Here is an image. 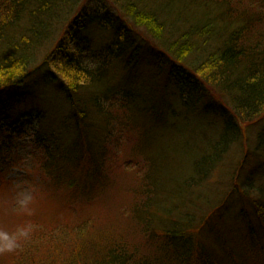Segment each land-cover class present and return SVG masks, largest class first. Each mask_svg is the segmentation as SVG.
I'll return each mask as SVG.
<instances>
[{"label": "trees", "instance_id": "16d2710c", "mask_svg": "<svg viewBox=\"0 0 264 264\" xmlns=\"http://www.w3.org/2000/svg\"><path fill=\"white\" fill-rule=\"evenodd\" d=\"M89 27L115 33L118 51H111L116 59L147 58L161 64L165 87L173 84L179 91L183 112L191 114L200 106L206 115L216 114L226 136L194 158L198 161L190 183L186 178L175 182L173 202L161 204L157 212L151 214L148 208L141 218L135 206L128 226L118 221L102 225L99 213L74 222L54 220L55 230L47 225L42 230L53 246L39 249L31 243L25 256L19 244L17 252H3L7 257L0 258V264H217L212 252L193 242L192 233L209 222L211 210V202L194 192L236 139V114L247 122L264 117V0H0V170L17 163L18 142L27 136L25 124L41 123L47 114L41 84L56 87L64 78L68 86L59 88L68 92L71 110H77L76 138L67 145L66 139L60 142L55 133L46 134L45 126L36 124L33 143L52 164L46 175L54 188L67 189L74 202L93 203L91 188L104 180L106 150L101 151L105 145L94 138L97 104L82 86L91 76L77 56L80 37ZM41 58L45 70L41 80L33 81ZM175 107L166 117V122H174L154 123L149 127L154 134L178 128L181 114ZM148 175L141 185L149 181L154 187L152 172ZM146 194L151 195L149 190ZM253 203L264 226L263 193ZM242 213L250 225L244 209ZM195 220L201 226H194ZM146 254L147 262L141 258Z\"/></svg>", "mask_w": 264, "mask_h": 264}, {"label": "rangeland", "instance_id": "374dc122", "mask_svg": "<svg viewBox=\"0 0 264 264\" xmlns=\"http://www.w3.org/2000/svg\"><path fill=\"white\" fill-rule=\"evenodd\" d=\"M124 40L121 43L126 45L128 38ZM114 42L112 30L89 27L83 31L80 45L75 44L81 52L77 55L80 63L91 76V80L82 81V86H86L87 93L92 92L91 98L97 104L94 114L99 119L94 126L98 135L94 138L105 145L101 151L106 150L104 180L91 188L93 203L74 202L76 197L71 192L61 186L54 188L53 179L46 175L52 164L33 143L39 130L36 124L45 126L42 132L46 134L55 133L54 138L60 142L66 139L67 145L74 142L78 131L73 119L77 110H71L68 92L63 93L59 88L68 86V82L63 78L56 87L43 83L42 97L46 98L43 109L47 114L41 123L25 124L27 136L18 142L17 163L0 170L1 259L7 257L3 252H17L19 244L22 249L18 251H23L25 256H29L31 243L39 249L44 244L53 246L49 234L42 230L47 229L44 225L55 230L51 223L54 220L74 222L99 213L102 225L118 221L128 226L135 206L141 218L146 216L148 208L151 214L157 212L161 204L173 202L175 182L186 178L190 183L188 180L195 175L193 165L198 161L194 158L198 159L208 147L226 136L222 119L216 114L206 115L200 106L191 114L183 112L179 91L173 84L165 87V68L161 64L147 58L137 62L125 57L116 59L112 54L118 51ZM44 62V58L38 62L33 81L41 80ZM174 103V110L181 114L178 128L170 126L167 131L154 134L149 128L154 123L174 122L172 119L166 122ZM155 113L158 115L153 118ZM236 116V139L222 153L211 176L194 192L211 202V210L207 213L208 223L201 226L199 221L193 222L201 228L192 233V238L195 245L199 243L214 254L217 264H264V226L255 214L253 203L264 195V117L247 122L242 115ZM151 172L156 185L151 187L146 181L142 186L141 179H148ZM148 190L151 195L146 194ZM147 197L146 209L143 206ZM242 209L250 225L244 222ZM141 258L145 262L149 260L147 254Z\"/></svg>", "mask_w": 264, "mask_h": 264}, {"label": "clouds", "instance_id": "9594fccd", "mask_svg": "<svg viewBox=\"0 0 264 264\" xmlns=\"http://www.w3.org/2000/svg\"><path fill=\"white\" fill-rule=\"evenodd\" d=\"M9 247H11V246H9Z\"/></svg>", "mask_w": 264, "mask_h": 264}]
</instances>
